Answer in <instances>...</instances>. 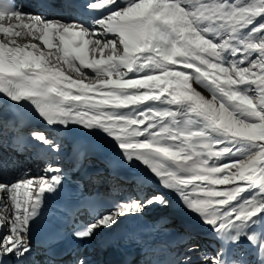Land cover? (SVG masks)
Wrapping results in <instances>:
<instances>
[{
  "label": "snow or ice",
  "instance_id": "6c2138e0",
  "mask_svg": "<svg viewBox=\"0 0 264 264\" xmlns=\"http://www.w3.org/2000/svg\"><path fill=\"white\" fill-rule=\"evenodd\" d=\"M39 7L25 12L0 0V100L30 104L64 136L0 123V169L8 152L44 160L38 177L0 173V264H53L33 244L49 221L71 220L70 238L88 242L171 207L169 196L191 221L164 248L145 244L144 264H264V0H40ZM65 137L80 167L100 157L148 189L103 211V194L85 195L79 182L60 198L69 180ZM81 211L89 222H76ZM198 232L213 243L202 247ZM59 236L48 233L44 256L54 255ZM71 264L90 261L77 255Z\"/></svg>",
  "mask_w": 264,
  "mask_h": 264
},
{
  "label": "bare ground",
  "instance_id": "6f19581e",
  "mask_svg": "<svg viewBox=\"0 0 264 264\" xmlns=\"http://www.w3.org/2000/svg\"><path fill=\"white\" fill-rule=\"evenodd\" d=\"M41 11L42 10H38L36 8L35 9L33 8L31 10V12H34V13H39ZM34 43L40 45V47L43 48V45L41 44L40 41H34ZM44 50L47 51V49H44ZM193 86L196 87L197 90L200 91L203 95H204L205 92L207 93V95H209L207 90L204 89V88H201L199 85H193ZM59 136H64V133L60 132ZM65 143H66L67 146H69L72 149V139L70 137H65ZM97 158L100 159L102 161V163H103V160L100 157H97ZM103 165H104V163H103ZM39 166H40V163H38V164H35V163L31 164L30 163L29 164L28 168L30 170L31 176L38 177L40 175H43V173L41 171V168H39ZM120 172H122L121 177L115 176V179H111L110 182H118L120 185L122 184L121 189H123V191L125 193H130L131 191L132 192H134V191L137 192L138 190H135V188L143 187L144 185H146V186L150 185V182H141V181H136V180L132 181L131 183L126 182L125 178L134 175V173L131 172L130 170H127V169L121 170ZM169 199L171 200V207H169L167 209H163L166 212H169V214H166V215H168V217H170L172 220H176L177 219V221H180L181 224H188L191 221V217L187 213L182 212V211L179 210V206L177 204V201H176L175 197L169 196ZM150 210H153V211L156 210L157 212L161 213L160 209H155V210L154 209H150Z\"/></svg>",
  "mask_w": 264,
  "mask_h": 264
},
{
  "label": "water",
  "instance_id": "95a60500",
  "mask_svg": "<svg viewBox=\"0 0 264 264\" xmlns=\"http://www.w3.org/2000/svg\"><path fill=\"white\" fill-rule=\"evenodd\" d=\"M204 95H207V93L205 92Z\"/></svg>",
  "mask_w": 264,
  "mask_h": 264
}]
</instances>
